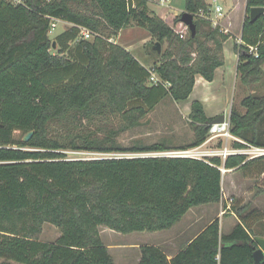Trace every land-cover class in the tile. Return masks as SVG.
<instances>
[{
	"label": "trees",
	"instance_id": "1",
	"mask_svg": "<svg viewBox=\"0 0 264 264\" xmlns=\"http://www.w3.org/2000/svg\"><path fill=\"white\" fill-rule=\"evenodd\" d=\"M150 1L0 0V264H116L101 226L122 233L170 229L191 208L224 200L221 166L245 171L264 161L245 154L225 161L144 155L188 149L207 139L215 118L198 100L189 115L196 131L190 144L118 142L122 131L140 124L167 96L189 99L196 76L213 81L225 63L230 34L207 18L209 0H185L195 34L182 14L162 18L150 10ZM257 6L264 7V0H247L242 41L235 44L245 84L264 78V13L253 22L249 17ZM53 19L69 25L54 39ZM132 24L168 43L161 53L151 42L159 56L153 68L109 40ZM80 26L96 36L82 38ZM241 104L245 113L231 109V133L264 146V94H250ZM107 114L120 120L97 124ZM17 130L34 132L24 141L16 138ZM66 150L140 155L74 159ZM247 210L238 209L240 222L229 233H221L220 219H214L171 259L161 246L141 245L138 264H254L258 244L252 226L261 212ZM46 222L61 231L54 242L41 239Z\"/></svg>",
	"mask_w": 264,
	"mask_h": 264
},
{
	"label": "rangeland",
	"instance_id": "2",
	"mask_svg": "<svg viewBox=\"0 0 264 264\" xmlns=\"http://www.w3.org/2000/svg\"><path fill=\"white\" fill-rule=\"evenodd\" d=\"M174 4L178 5L182 9L185 8V0H173ZM227 12V8L225 9ZM181 15V14H180ZM178 16V15H176ZM69 25L66 22L59 21L56 28L50 32L51 38L54 39L57 34L66 29ZM121 38L112 37V42L130 50L138 59H141L150 68H153L155 61L159 59V56L151 52L150 44L154 42L155 45L158 41L153 37L150 32L143 27L132 24L125 28L121 33ZM185 36L187 31L184 32ZM161 53H163L168 46V43L164 41L160 42ZM156 50V49H155ZM157 51V50H156ZM53 53H56V47L52 49ZM225 56V53H224ZM238 66V65H237ZM235 69V68H234ZM231 89L229 92L219 93L218 88H215V94L212 97V101L206 104L200 95L195 93L190 99L185 101H174L172 97L167 96L157 106L149 111L141 120L140 124L135 127L128 128L122 131L118 136V142L123 146H134L135 144H153L158 142H165L169 147L175 148L183 145L190 144L195 140L196 131L192 125L190 119V112L192 109V103L194 100L201 101L204 104L205 113L208 117L217 118L220 115H226L231 117V109L234 106L242 113L246 112V108L241 104L244 97L250 94H264V78L259 83L245 84L240 80L237 69L234 71V75L231 80ZM197 92V91H196ZM218 109H222L220 114L209 115L216 112ZM207 110V111H206ZM100 120L118 122L119 117L107 114L98 116L96 119L97 124ZM86 121V120H83ZM214 122V121H213ZM96 124V123H95ZM60 127V126H59ZM56 131L58 129H55ZM264 132V123L262 125ZM210 131V130H209ZM16 138H21L26 135L25 132L17 130L15 132ZM210 133L208 132L207 139ZM207 139L201 144L203 149L208 150L210 148H217L223 146L221 141L214 139L207 141ZM218 140V141H217ZM231 139L230 145L233 146L234 142ZM235 146V145H234ZM202 149V150H203ZM65 153L69 158L79 159H92L109 156H128L139 155V153H98L82 150H66ZM207 154V153H206ZM193 158V157H191ZM224 174L223 180V192L224 200L214 205L217 211H221V217L233 216V213L238 217V209L248 207L246 212L251 209L260 210L261 218L255 222V231H264V161H260L258 164H253L245 171L235 170H222ZM227 204V205H226ZM210 204H204L194 207L193 211L188 213L183 222L191 220L195 211H200ZM232 206H236V210ZM245 212V213H246ZM244 213V214H245ZM204 218L207 219V212H203ZM221 217H218L219 219ZM216 219V218H215ZM204 220L199 221V227L203 224ZM220 221V227H221ZM198 227V228H199ZM106 226H101L102 236L104 243L109 245L110 252L116 259L117 264H138V258L141 257L140 246L144 244H155L161 246L165 242L166 236L172 234L175 236L176 229L169 231V229L159 231H134L130 233H122L109 229L107 231ZM223 229H225V222H223ZM113 232V233H111ZM61 234L60 229L49 222H46L43 227L41 239L44 241H56ZM188 240V239H187ZM182 245V243H181ZM121 247V248H119ZM2 259H0V262ZM10 264H21L17 262H11Z\"/></svg>",
	"mask_w": 264,
	"mask_h": 264
},
{
	"label": "crops",
	"instance_id": "3",
	"mask_svg": "<svg viewBox=\"0 0 264 264\" xmlns=\"http://www.w3.org/2000/svg\"><path fill=\"white\" fill-rule=\"evenodd\" d=\"M172 1L173 0H152L149 2V8L152 12L162 18H164L168 13L180 15L185 12V8L182 9L181 7H178V5L174 4ZM209 2L211 3V9L213 11L215 5L222 6L223 15L218 18V21L220 23L219 26L225 33L230 34V37L224 43L225 63L217 68L214 80L208 81L202 75L196 76L195 87L189 99L195 93H198L197 95H200L199 98L202 99L206 104L212 101V97L215 94L214 90H216L215 88L221 90L219 91V93H221L222 90L223 92H229V90L231 89L230 82L234 75L235 69H237L239 61L238 55L235 52V44L241 43L242 41L241 36L243 31V24L247 16V0H209ZM226 8L227 12H225ZM212 15L216 16V13L213 12ZM123 30H121L119 35L116 36L117 38H121V33L123 32ZM131 48L132 46L128 47V49ZM138 60L146 67H149L145 63H143L141 59ZM221 111L222 109H218L216 112L209 115H215L218 113L220 114ZM214 205L217 204L212 203L208 206H205V208L201 209L200 211H195L191 220L182 223L186 215L193 211L194 207L191 208L181 221H179L175 226L169 229V231H173L176 229V234L175 236L171 234L169 237L167 234L165 242H163V244L161 245V248L166 252L169 259L173 258L182 249V247H184L190 240L194 239L200 232H202L206 228V226L209 225L215 218L221 217V211H217V208H215ZM203 212H207V219L204 218ZM201 220L204 221L203 224H201L202 226L200 228L198 224ZM220 221L222 223L221 233H229L232 231L234 226L240 222V218L236 217V214L233 213V216L224 218L221 217ZM223 222H225V229H223ZM254 224L252 226V232L256 233V235L264 236V231H255L256 226ZM109 229L110 228H107V231H110ZM100 232L102 236V231ZM107 246L109 247V245ZM109 249L111 248L109 247ZM139 260L140 258H138V262ZM115 263L117 264L116 259Z\"/></svg>",
	"mask_w": 264,
	"mask_h": 264
},
{
	"label": "built area",
	"instance_id": "4",
	"mask_svg": "<svg viewBox=\"0 0 264 264\" xmlns=\"http://www.w3.org/2000/svg\"><path fill=\"white\" fill-rule=\"evenodd\" d=\"M214 11L211 9L210 13H208L207 18L210 19L213 23L214 26L219 25L218 18L223 15V8L220 5H215L214 6ZM215 12L216 16L212 15V13ZM59 21H63L61 19H53L52 22V30L53 31L57 23ZM81 29V37L84 39H92L96 36V33L93 32L92 30L80 26ZM112 41L113 39H109ZM251 50H254V47H251ZM151 77L150 80L153 82L158 81V76L154 72V69L150 70ZM231 120L230 116H225V119L223 122H212L210 124V136L207 139L206 142L212 141L214 139H218L219 141L220 138H222L223 141V146L217 147V148H210L208 150L203 149L201 145L191 147L188 149H176V150H170V151H164V152H153V153H144V155H153V156H172V157H193L197 159H205L213 156H219L221 157L224 161L230 156V155H236V154H245L247 155L248 159H254L258 158L260 156H264V146H258V145H253L250 144L236 136H234L231 131ZM231 139L233 142L240 141L244 143V146L237 147V146H231L230 142ZM217 140V141H218ZM232 142V143H233ZM203 149V150H202ZM207 153V154H206ZM140 155V154H139ZM221 169L226 171L227 169L224 166H221Z\"/></svg>",
	"mask_w": 264,
	"mask_h": 264
},
{
	"label": "water",
	"instance_id": "5",
	"mask_svg": "<svg viewBox=\"0 0 264 264\" xmlns=\"http://www.w3.org/2000/svg\"><path fill=\"white\" fill-rule=\"evenodd\" d=\"M264 13V7H252L250 10V21H255L259 18V16L261 14ZM181 21L183 23H185L189 29L192 31L193 34H195L196 32V23H195V17L193 14L185 11L182 13L181 16ZM54 46H56V42H54ZM154 49H156L158 52H161V46H160V42H157L156 45H154ZM225 119V115H220L217 118L214 119V122H223ZM34 131H30L28 132L23 140L24 141H29L33 135ZM255 241L257 242V244L259 245V247L255 250L253 257H254V264H262V262L264 261V236L262 235H256L254 237Z\"/></svg>",
	"mask_w": 264,
	"mask_h": 264
},
{
	"label": "bare ground",
	"instance_id": "6",
	"mask_svg": "<svg viewBox=\"0 0 264 264\" xmlns=\"http://www.w3.org/2000/svg\"><path fill=\"white\" fill-rule=\"evenodd\" d=\"M226 116V115H225ZM230 131H231V129H230ZM228 170V169H227Z\"/></svg>",
	"mask_w": 264,
	"mask_h": 264
}]
</instances>
